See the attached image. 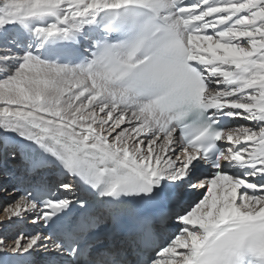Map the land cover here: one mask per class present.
<instances>
[{
	"label": "snow or ice",
	"instance_id": "snow-or-ice-1",
	"mask_svg": "<svg viewBox=\"0 0 264 264\" xmlns=\"http://www.w3.org/2000/svg\"><path fill=\"white\" fill-rule=\"evenodd\" d=\"M0 264H264V0H0Z\"/></svg>",
	"mask_w": 264,
	"mask_h": 264
},
{
	"label": "rangeland",
	"instance_id": "rangeland-1",
	"mask_svg": "<svg viewBox=\"0 0 264 264\" xmlns=\"http://www.w3.org/2000/svg\"><path fill=\"white\" fill-rule=\"evenodd\" d=\"M3 197H0V200H2ZM3 210L2 208H0V211ZM5 220V217L2 216L0 218V221ZM19 227L18 225H13V226H7L3 229L2 232H0V235L2 236H11L13 234V232L15 231V228ZM31 229V228H30Z\"/></svg>",
	"mask_w": 264,
	"mask_h": 264
},
{
	"label": "bare ground",
	"instance_id": "bare-ground-1",
	"mask_svg": "<svg viewBox=\"0 0 264 264\" xmlns=\"http://www.w3.org/2000/svg\"><path fill=\"white\" fill-rule=\"evenodd\" d=\"M2 216H4V217H5V213H4V211H3V210H1V211H0V218H1Z\"/></svg>",
	"mask_w": 264,
	"mask_h": 264
}]
</instances>
